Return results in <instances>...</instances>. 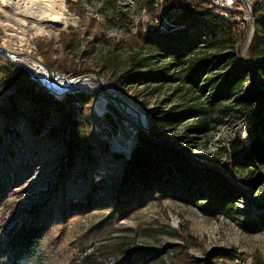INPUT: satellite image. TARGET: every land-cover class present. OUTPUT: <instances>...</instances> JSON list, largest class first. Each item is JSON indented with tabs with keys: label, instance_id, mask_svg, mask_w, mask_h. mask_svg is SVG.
Segmentation results:
<instances>
[{
	"label": "rangeland",
	"instance_id": "obj_1",
	"mask_svg": "<svg viewBox=\"0 0 264 264\" xmlns=\"http://www.w3.org/2000/svg\"><path fill=\"white\" fill-rule=\"evenodd\" d=\"M42 1H47L49 13H61L67 23L40 24L25 15L11 12L7 16L0 10V45L37 58L49 66L53 80L68 86L55 87L44 66L45 78L12 56L19 53L0 49V55L26 67L56 96L72 89L90 94L87 102L79 104L82 112L76 117L84 123L92 149L89 154L76 156L70 174L58 181L66 156L59 137L48 139L22 129V118L17 120L16 127L21 128L17 135L13 136L12 127L3 134L0 264H126L130 256L137 258L134 264H205L209 259L214 264H264V230L249 231L236 215L204 209V197L186 202L155 193L121 208L114 203L108 186L116 184L121 175L132 132L142 129L157 141L171 143L197 163L220 165L218 169L242 192V201L235 202L240 213L264 218V163L258 162L252 173L235 170L234 155L227 147L228 140L236 135L243 142L240 154L252 151L246 128L264 104L240 111L226 107L233 106L230 100L212 105L205 93L176 74L168 81L121 83L120 76L134 70L131 56L154 53L142 45L141 35L149 26L163 29L166 18L162 0L152 5L148 0ZM240 2L251 15L252 3H256L258 17L264 16V0ZM34 7L40 9L38 4ZM240 16L239 21L233 19L239 40L235 50L239 61L244 62L241 55L250 60L247 49L245 53L242 48L250 22L247 15ZM167 61L150 56L141 71L162 69ZM96 76L112 85L122 100L135 105L148 129L126 113L119 100L101 89ZM9 92V86L0 89V105ZM192 103L202 105V112H182L184 115L175 119L168 115ZM3 121L0 113V129ZM193 124L199 127H191ZM79 202L83 205L72 204ZM34 219L39 225L36 237L26 246L21 245L20 238L13 240L14 232ZM217 249L228 250L231 256L216 259L213 252ZM127 252L130 255L126 259Z\"/></svg>",
	"mask_w": 264,
	"mask_h": 264
},
{
	"label": "trees",
	"instance_id": "obj_2",
	"mask_svg": "<svg viewBox=\"0 0 264 264\" xmlns=\"http://www.w3.org/2000/svg\"><path fill=\"white\" fill-rule=\"evenodd\" d=\"M156 1L148 0V3L152 5ZM162 3L166 18L163 29L149 26L141 35L142 45L154 53L140 58L131 56L130 67L134 70L121 75V83L168 81L176 74L183 82L205 93L208 103L212 105L230 100L233 106L226 107L237 111L263 105L264 16L258 17L260 9L257 4L252 3L254 32L247 48V42L245 44V53L247 49L256 70L255 75L252 68L237 57L236 22L215 12L209 6V0H162ZM209 49L217 52L212 54ZM150 56L166 58L168 61L162 69L141 71L148 65ZM217 69L221 71L215 73ZM169 71L173 73L169 74ZM256 78L258 83L255 82ZM6 86L10 87V92L0 105L4 119L0 143L3 134L11 127L14 129L13 136L22 128L34 134L41 133L48 139L59 137L66 156L60 164L58 181L64 179L72 171L75 157L89 154L92 149L84 123L76 117L78 112H82L79 104L87 102L91 98L90 94L72 89L65 91L62 96H56L26 67L0 55V89ZM182 112L201 113L202 105L192 103L168 115L175 119ZM19 118H22L21 128L16 127ZM48 120L52 122L47 125ZM191 127L198 128L199 124ZM126 132L129 133L128 130ZM246 134L252 146L250 153L240 154L243 142L236 135L228 140L227 147L228 153L234 155L233 169L252 173L258 162L264 163V108L246 128ZM127 152L128 157L116 184H108L118 207L122 208L155 193L186 202H197L195 200L204 197L207 199L201 205L204 209L236 215L241 226L249 231L264 230V218H252L248 213H240L235 202L242 201V192L220 169L191 160L171 143L157 141L142 129L132 132ZM72 204L83 205L80 202ZM241 216L244 218L241 219ZM35 220L14 232L13 240L14 237L20 238L22 246L31 242L39 232ZM129 253H125L126 259ZM222 256L231 254L225 249L214 250L213 257L218 259ZM136 260L130 256L126 264H134ZM205 264H214V261L209 259Z\"/></svg>",
	"mask_w": 264,
	"mask_h": 264
},
{
	"label": "bare ground",
	"instance_id": "obj_3",
	"mask_svg": "<svg viewBox=\"0 0 264 264\" xmlns=\"http://www.w3.org/2000/svg\"><path fill=\"white\" fill-rule=\"evenodd\" d=\"M240 1L241 0L238 1V4H239L238 7L242 8V3ZM35 4H38L40 6L39 10L34 9ZM23 5L25 6V8L22 9L21 7ZM3 6H7L8 8L3 7ZM209 6L215 12L216 11L219 12L224 17H228L229 19H232V20L234 18L237 19V17L234 16L232 13H226V12H223V10L215 8V7H218V0H209ZM0 10L2 11V13L4 15L6 14L7 16H9V14L11 12L15 13V14L19 13V14L25 15L28 18L30 17V18L35 19L40 24L52 23V24H58V25L61 24L62 25V24L67 23L65 20V17L61 13H59V12L58 13L57 12H54V13L50 12L49 13L47 1H42V0H0ZM19 18H20V16H19ZM155 21H157V20L155 19ZM237 45H239V40H237L235 48H237ZM244 47H245V43L242 45V48H244ZM6 49L8 50L9 48L6 47ZM12 56H15V58L17 60L28 64L31 68L34 69V71L36 73H39L40 75L44 76V78H45L46 71L42 67L43 65L39 62L38 59L26 57V56H23L20 54H14ZM21 56H23V57H21ZM53 85L55 87L61 88V87H59V85L56 82H54ZM103 90L111 96H119L120 100H121L120 102L122 104L124 111L126 113L130 114L137 121V123H139V124L145 123L144 117L142 115H140V113L134 108L135 105H133L130 101L126 102L125 100H122L121 95L116 91V89L112 85H110L106 82H103Z\"/></svg>",
	"mask_w": 264,
	"mask_h": 264
},
{
	"label": "water",
	"instance_id": "obj_4",
	"mask_svg": "<svg viewBox=\"0 0 264 264\" xmlns=\"http://www.w3.org/2000/svg\"><path fill=\"white\" fill-rule=\"evenodd\" d=\"M249 19H250V24H251V27H252V35H253V17H252V15H251V12L249 13ZM252 35H251V38H252ZM251 38H250V40H251ZM250 40H249V42H248V45H249V43H250ZM0 49L1 50H3V51H7V52H14V53H21V52H17V51H15V50H12V49H6V47H4L3 45H0ZM37 59V58H36ZM241 59L245 62V63H247L251 68H252V70H253V72L255 73V75H256V70H255V67H254V65H253V63L250 61V60H248V58L246 57V56H243V55H241ZM43 66L46 68V70L48 71V74L50 75V77H51V79L53 80V78H52V71H51V69L49 68V66H47L45 63H43ZM51 80V81H52ZM96 80H97V82H98V84H99V86L101 87V89H103V81H102V79L100 78V77H98V76H96ZM53 82H56L58 85H59V87H66V86H68V83H63V82H60V81H57V80H53ZM255 82L256 83H258V81H257V78L255 79ZM65 84V85H64ZM262 86V85H261ZM117 100H119V101H121L120 100V97L119 96H114ZM135 109H136V107H134ZM137 110V109H136ZM138 111V110H137ZM139 112V111H138ZM141 125H143V124H141ZM143 127L144 128H146V129H148L145 125H143ZM153 136V135H152ZM213 166L214 167H216V168H220V165H218V164H213ZM222 170L225 172V174L230 178V177H232V175H230V173L228 172V170L226 169V168H224V167H222Z\"/></svg>",
	"mask_w": 264,
	"mask_h": 264
},
{
	"label": "built area",
	"instance_id": "obj_5",
	"mask_svg": "<svg viewBox=\"0 0 264 264\" xmlns=\"http://www.w3.org/2000/svg\"><path fill=\"white\" fill-rule=\"evenodd\" d=\"M238 1L239 0H218V7L215 8L223 10V12L226 13H232L234 16H237L238 21L240 19V15H247L248 22H250L249 13L251 11H249L245 3H244L245 6L243 8H239ZM251 33H252L251 24H248V36L246 37V40L244 42L249 41V39L251 38Z\"/></svg>",
	"mask_w": 264,
	"mask_h": 264
}]
</instances>
